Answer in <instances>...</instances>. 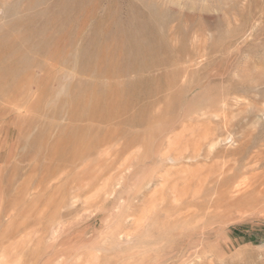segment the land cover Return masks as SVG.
Masks as SVG:
<instances>
[{
  "label": "rangeland",
  "instance_id": "obj_1",
  "mask_svg": "<svg viewBox=\"0 0 264 264\" xmlns=\"http://www.w3.org/2000/svg\"><path fill=\"white\" fill-rule=\"evenodd\" d=\"M248 1L0 0V264H264V0ZM210 137L196 164L161 158ZM212 167L241 192L205 255L172 257L201 218L160 228L163 205L218 195Z\"/></svg>",
  "mask_w": 264,
  "mask_h": 264
},
{
  "label": "bare ground",
  "instance_id": "obj_2",
  "mask_svg": "<svg viewBox=\"0 0 264 264\" xmlns=\"http://www.w3.org/2000/svg\"><path fill=\"white\" fill-rule=\"evenodd\" d=\"M250 1V0H249ZM248 1V2H249ZM251 1H254V0H251ZM264 5V4H263ZM262 5V6H263ZM257 9H258V7H257ZM264 11V10H263ZM263 13V12H262ZM261 16V15H260ZM261 18V17H260ZM251 21V20H250ZM253 21V20H252ZM248 27V26H247ZM246 27V28H247ZM253 28V27H252ZM249 29V28H248ZM254 29V28H253ZM236 49V48H235ZM232 51V50H231ZM219 53V52H218ZM216 55H217V53H215ZM198 55V54H197ZM135 57H136V55H135ZM203 58V57H202ZM229 60V59H228ZM199 61V60H198ZM195 65V61H194V59L193 60H191V62H190V64L188 65V67H192V66H194ZM199 85H194V86H191V87H189L186 91H185V93L184 94H186V95H188L193 89H195L196 87H198ZM1 91V90H0ZM183 93V92H182ZM185 95V96H186ZM212 101V100H211ZM214 102V101H213ZM214 103H216V102H214ZM213 104V103H212ZM203 111V110H202ZM194 113V112H193ZM203 114V113H202ZM201 114V115H202ZM206 114V113H205ZM210 115V114H209ZM220 115V114H219ZM183 116V115H182ZM198 116H200V115H197V117ZM205 116V115H204ZM207 116V115H206ZM221 116V115H220ZM195 117V116H194ZM215 117V116H214ZM17 118V117H16ZM183 118V117H182ZM209 118V117H208ZM228 121H229V119H228ZM158 122V121H157ZM178 122V121H177ZM165 123V122H164ZM212 124V123H211ZM212 127V126H211ZM210 127V128H211ZM209 129V128H208ZM215 129V128H214ZM17 130V129H16ZM165 133V132H164ZM208 134H210V133H208ZM207 134V135H208ZM206 137V136H205ZM220 138V137H219ZM200 139V138H199ZM206 139V138H205ZM224 139V138H223ZM215 140H217V139H214L213 137H210V139L209 140H206V141H204L203 142V144H199V145H196L191 151H189V152H187V151H185V150H181V151H176V152H172V153H169L168 152V154L167 153H165L164 154V152H163V154H161V158H163V159H172V160H175V161H178V163H184V160L185 159H188V161L190 160L191 161V163L192 164H194V162H195V164H196V162H199L200 161V157H202L203 156V145L204 144H207V143H209L211 146H214L215 145V143H218L217 141H215ZM219 140V139H218ZM202 141V140H201ZM208 144V145H209ZM209 145V146H210ZM209 146H207L208 148H209ZM207 148V149H208ZM187 149V148H186ZM210 149H213V148H209V150ZM95 150V149H94ZM54 151V150H53ZM61 152V151H60ZM156 152H158V150L156 151ZM210 152V151H209ZM211 153V152H210ZM209 153V154H210ZM156 154V153H155ZM79 155V154H78ZM156 156V155H155ZM7 157V156H6ZM149 159V158H148ZM152 160H155V159H153L152 158ZM207 160V159H206ZM84 162V161H83ZM170 162V161H169ZM51 163V162H50ZM218 164V163H217ZM36 165V164H35ZM52 165V164H51ZM223 165V164H222ZM59 166V165H58ZM201 166V165H200ZM199 166V167H200ZM205 166H206V163H205ZM174 167V166H173ZM181 167V166H180ZM188 167V166H187ZM186 167V168H187ZM202 167H203V165H202ZM210 167H211V164H210ZM253 167V166H252ZM170 168V167H169ZM201 168V167H200ZM215 167H212V168H210L209 170H210V172L211 173H213L212 175H214L215 174V169H214ZM217 168H218V166H217ZM221 168H222V166H221ZM183 169V168H182ZM198 170H199V168H197V169H195V170H193L191 173H190V176H188V178L189 177H191V178H193V176H195L197 173H199L198 172ZM231 170V169H230ZM229 170V171H230ZM79 171V170H78ZM168 171V170H167ZM232 171V170H231ZM164 173H165V171H164ZM167 173H169V172H167ZM166 173V174H167ZM220 173V172H219ZM226 173V170H224V171H222L220 174H219V177L218 176H215L214 175V183L216 184V186L218 185L217 183H221L222 185H223V188L222 189H220L219 190V194L218 195H216L215 197H214V195L213 196H211V197H206V196H203L202 194H200V195H198L197 197L196 196H194V197H192L193 199V202L194 203H196L197 202V200H199L200 198H203V200L201 201V203H200V205H198V207H196V208H194L192 211H191V209H190V212H186L185 214L183 213V214H181L182 212H180L182 209H184V202H185V199H182L181 200V202H179V203H177V201H176V203H164V207L162 208V211H164V212H162L163 214H162V223L160 224V225H158L160 228H163V229H165V228H169V227H174V226H178V225H182L183 223H187V222H190L192 225H194L192 222L193 221H195V219H197L198 217L199 218H201V224H202V226H199V229H198V227L197 228H193V229H188V230H185L184 232H183V235L184 236H182L180 239H179V241H176L174 244H173V248H172V257H174V256H176V253H178V252H180V250H181V248H182V246H185V247H187V249H189L190 250V254L191 255H194V254H197V253H200L201 255H199V256H203V255H205V253H206V248L208 247L207 246V243L205 242L206 240H207V238H209V236L211 235V230H213V228H208V226H206V222L208 221V219H213V218H215V219H217L218 217L220 218V217H223V214H224V212H222L221 210L219 211L218 209L220 208H222V207H224V205L225 204H222L223 203V201H226V203L228 202L229 204L230 203H233V202H235V200H236V196L237 195H239L240 194V192H241V184H240V181L238 182V181H236V182H234L233 184H231V181H229L228 180V176L229 175H227V174H225ZM32 174V177H33V174L34 173H31ZM131 174V173H130ZM163 174V173H162ZM159 175V174H158ZM171 175V174H170ZM183 175V174H182ZM54 176V175H53ZM209 176V175H208ZM255 176V175H254ZM140 177V176H139ZM158 177H161V175L160 176H158ZM168 177H170V176H168ZM244 177V176H243ZM12 178V177H11ZM24 178H26V177H24ZM149 178V177H148ZM162 178V180L164 179L163 178V176L161 177ZM190 178V179H191ZM239 178V177H238ZM249 178V177H248ZM141 179V178H140ZM166 179V178H165ZM240 179V178H239ZM238 179V180H239ZM243 179V178H242ZM52 180V179H51ZM113 180V179H112ZM150 180V179H149ZM235 180V179H234ZM241 180V179H240ZM11 181V180H10ZM145 181H146V179H145ZM144 181V182H145ZM148 181V180H147ZM146 181V182H147ZM151 181V180H150ZM233 181V180H232ZM243 181V180H242ZM247 182V180H244V182ZM30 182V181H29ZM165 182V181H164ZM100 183V182H99ZM149 183V182H148ZM166 183V182H165ZM187 183V182H186ZM243 183V182H242ZM97 184V183H96ZM163 185V188H164V184H162ZM200 185V184H199ZM198 185V186H199ZM203 184H201V186H202ZM243 186H244V184H242ZM28 186H30V185H28ZM38 186V185H37ZM58 186V185H57ZM190 186V185H189ZM248 186V185H247ZM161 187V186H160ZM263 187V186H262ZM34 188V187H33ZM37 188V187H36ZM138 188H140V187H138ZM163 188H161V189H158V190H155V192H152V193H154L155 194V196H156V193H163L164 191L162 190ZM189 188V187H188ZM218 188V187H217ZM57 189V188H56ZM183 189V188H182ZM186 189V188H185ZM196 189H198V188H196ZM200 189V188H199ZM262 189V188H261ZM154 190V189H153ZM244 190H248V189H244ZM27 191V190H26ZM58 191H60V190H58ZM174 191L175 190H173V192L172 193H174ZM183 191V190H182ZM199 191V190H198ZM54 192V191H53ZM52 192V193H53ZM112 192V191H111ZM196 192V191H195ZM55 193V192H54ZM59 193V192H58ZM24 194V193H23ZM61 194V193H60ZM109 194V193H108ZM107 194V195H108ZM243 194V193H242ZM254 194V193H253ZM152 196H153V194H151ZM150 195V196H151ZM195 195H197V193L195 194ZM258 196L259 195H261V194H257ZM13 196V195H12ZM25 196V195H24ZM55 196H57V194L55 195ZM105 196V195H104ZM245 196V195H244ZM32 197V196H31ZM243 197V196H242ZM51 198H52V196H51ZM61 198H62V196H61ZM151 198V197H150ZM162 198V200H163V202H165L167 199H166V197H161ZM59 199V198H58ZM67 199V198H66ZM177 199V198H176ZM248 199V198H247ZM151 200V199H150ZM201 200V199H200ZM242 200V199H241ZM152 201V200H151ZM260 201H262V200H260ZM59 202V201H58ZM62 202V201H61ZM101 202V201H100ZM256 203H257V201H255ZM13 203H15V202H13ZM157 203V202H156ZM248 203V202H247ZM251 203V202H250ZM258 203H259V201H258ZM263 203H264V201H263ZM47 204H49V203H47ZM197 204V203H196ZM260 204V203H259ZM258 204V205H259ZM51 205V204H50ZM56 205V204H55ZM61 205V204H60ZM228 205V204H227ZM243 205V204H242ZM252 205V204H251ZM254 205H255V203H254ZM257 205V206H258ZM27 206V205H26ZM57 206H59V204L57 205ZM230 206V205H229ZM247 206V205H246ZM245 206V207H246ZM263 206V205H262ZM154 207V206H153ZM227 207V206H226ZM231 207V206H230ZM240 207H241V205H240ZM254 207V206H253ZM29 208V207H28ZM54 208H56V207H54ZM243 208V207H242ZM263 209H262V211H264V207H262ZM33 209V208H32ZM152 209V208H151ZM150 209V210H151ZM228 209V208H227ZM243 209H245V208H243ZM242 209V210H243ZM249 209H252V208H249ZM45 210V209H44ZM57 210V209H56ZM55 210V211H56ZM148 210V209H147ZM187 210H188V208H187ZM246 210H248V209H246ZM244 211V210H243ZM243 211H241V209H240V212H243ZM249 211H251V210H248L247 212H249ZM41 212V211H40ZM145 212V211H144ZM25 213V212H24ZM246 213V212H245ZM261 213V212H260ZM177 214H178V216H177ZM236 214V213H235ZM43 215V214H42ZM174 215H176V217H173ZM145 216V215H144ZM147 216H150V211L148 210V213H147ZM140 219V218H139ZM212 219H211V221H212ZM214 219V220H215ZM26 220H27V218H26ZM137 220V219H136ZM141 220V219H140ZM213 220V221H214ZM217 220H219V219H217ZM221 220V219H220ZM23 221V220H22ZM139 221V220H138ZM137 221V222H138ZM216 221V220H215ZM223 221V220H222ZM217 222V221H216ZM225 222V221H224ZM10 223V222H9ZM41 223V222H40ZM134 223H135V221H134ZM138 223H140V222H138ZM218 223V222H217ZM120 224V223H119ZM137 224V223H136ZM200 224V222H197L196 223V225H199ZM208 224V223H207ZM212 224V223H211ZM7 225V224H6ZM140 225V224H139ZM138 225V226H139ZM187 225V224H186ZM209 225V224H208ZM143 226H145L144 228H146V230H148L147 231V234H148V232H150V227H149V224H144ZM189 226V225H188ZM195 226V225H194ZM10 227H11V225H10ZM16 227V226H15ZM191 227V226H190ZM7 228V227H6ZM5 228V229H6ZM184 227L182 226V229H183ZM8 229H10V228H7V230ZM16 229V228H15ZM180 229V228H179ZM181 229V230H182ZM12 230V229H11ZM4 231V230H3ZM25 231H27V230H25ZM2 232V231H1ZM7 232V231H6ZM10 232V231H9ZM28 232V231H27ZM3 233V232H2ZM5 234V233H4ZM10 234V233H9ZM27 234V233H26ZM1 235V234H0ZM3 235V234H2ZM1 235V236H2ZM197 235H199V237L198 238H200L199 239V241L197 240V239H195V238H197L196 236ZM0 236V237H1ZM11 236V235H10ZM3 237V236H2ZM1 237V238H2ZM0 238V239H1ZM4 238V237H3ZM153 239V238H152ZM152 239H150V240H152ZM165 242V241H164ZM36 245V244H35ZM234 245V244H233ZM198 247H199V249H198ZM25 248H27V247H25ZM233 248V247H232ZM16 249V248H15ZM36 249V248H35ZM7 250V249H6ZM25 250V249H24ZM39 250V249H38ZM223 250L225 251V252H227L228 250H231V245H228V247H223ZM22 251V250H21ZM26 252V251H25ZM18 253V252H17ZM32 254V253H31ZM5 257V256H4ZM11 257H13V256H11ZM10 258V257H9ZM20 259V258H19ZM199 260V259H198ZM203 260V259H202ZM142 261H144V260H142ZM34 262V261H33Z\"/></svg>",
  "mask_w": 264,
  "mask_h": 264
}]
</instances>
